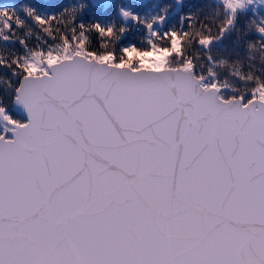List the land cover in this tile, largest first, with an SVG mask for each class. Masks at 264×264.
I'll list each match as a JSON object with an SVG mask.
<instances>
[{
	"label": "snow or ice",
	"instance_id": "obj_1",
	"mask_svg": "<svg viewBox=\"0 0 264 264\" xmlns=\"http://www.w3.org/2000/svg\"><path fill=\"white\" fill-rule=\"evenodd\" d=\"M0 264H264V0H0Z\"/></svg>",
	"mask_w": 264,
	"mask_h": 264
}]
</instances>
